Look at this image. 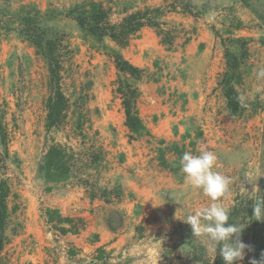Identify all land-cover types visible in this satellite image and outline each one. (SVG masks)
I'll return each mask as SVG.
<instances>
[{
	"label": "rangeland",
	"instance_id": "obj_1",
	"mask_svg": "<svg viewBox=\"0 0 264 264\" xmlns=\"http://www.w3.org/2000/svg\"><path fill=\"white\" fill-rule=\"evenodd\" d=\"M86 1L0 0V112L7 152L3 153L0 142V179L10 188L9 207L16 205L9 213V239L0 262L39 264L29 257L40 256L43 264H215L206 238L192 236L190 225L182 220L211 201L186 183L180 153L198 154L206 146L217 155V169L232 179L221 198L226 207L237 203L247 210L253 203L250 197L264 196V91H257L264 89V80L255 76L257 67L264 66V0H94L110 9L112 23L137 9L161 7L163 11L158 19L162 32L149 27L153 38L141 54L147 65L134 64L143 69L134 84L139 91L136 107L149 132L150 126L161 123L169 134L159 138L150 132L131 140L123 124L121 97L115 92L118 73L110 50H118L126 59L122 49L132 39L129 52L136 55L134 42L140 36L134 34L123 48L109 39L101 46L83 41L66 10ZM172 2L176 8L168 10ZM182 4L188 11H182ZM24 6L41 13L54 11L56 17L45 23L63 36L68 48L60 85L70 107L59 129L44 128L48 72L42 57L18 31L17 14ZM165 32L172 36L168 43L162 42ZM237 37L246 41L237 87L246 106L231 116L218 79L225 69L224 48L236 50L229 40ZM191 44L194 51L185 56L184 48ZM162 82L194 92L178 93L167 87L166 93ZM78 113L83 116L80 131L74 125ZM52 142L70 148L76 158L70 177L55 184L38 172ZM92 157L96 162L90 161ZM81 178L94 184L96 197L89 198ZM102 188L113 190L108 201L100 196ZM77 189L83 190L78 196L83 206L65 215L73 219L77 231L61 234L45 221L44 209H56L47 206L52 196ZM124 199L137 200L133 212L121 207ZM82 213L86 214L78 215ZM100 223L110 232L103 245L94 247L95 232L89 228ZM81 232L87 235L74 244L71 236ZM96 234L95 241L101 240L100 231ZM116 239L119 244L109 247ZM241 239L251 250L245 249L239 264L259 261L264 230L255 236L248 232Z\"/></svg>",
	"mask_w": 264,
	"mask_h": 264
},
{
	"label": "trees",
	"instance_id": "obj_2",
	"mask_svg": "<svg viewBox=\"0 0 264 264\" xmlns=\"http://www.w3.org/2000/svg\"><path fill=\"white\" fill-rule=\"evenodd\" d=\"M168 10L176 8L172 2ZM182 11H188L187 5L182 4ZM163 14L161 7L137 9L126 13L119 22L112 23L109 20L110 9L103 6L101 2L89 0L79 4H74L66 10V15L72 18L82 36L83 41L89 42L92 46L103 44L104 39H109L118 48H123L128 44L129 39L136 34L142 27H154L162 32L159 17ZM56 13L48 10L44 13L36 9H27L25 6L20 9L18 17V31L35 49L36 55L44 60L47 72L48 95L45 99L44 128L46 131L59 129L67 119L70 103L68 97L62 91L60 85L61 71L63 69L64 55L67 53V45L63 42V36L46 25V20H53ZM162 42H170L172 36L165 32ZM235 44L236 50L224 48L225 69L220 74L218 86L225 99V106L231 116H235L242 110L243 106L238 102L240 96L238 85L242 80L241 64L247 55L246 41L242 38H231L229 40ZM116 71L118 73L117 86L115 92L121 97V105L124 113L123 124L128 130V138L135 139L142 135H149L150 132L141 119L136 107V100L139 95L135 82L139 81L143 74V69L133 65L126 60L118 50H110ZM81 113L76 115L74 122L75 128L80 131L83 124ZM6 129L3 123V112H0V142L5 149ZM162 142V141H160ZM177 151V146H175ZM182 154L180 153V157ZM162 158V156L160 157ZM97 158L92 157L91 162H96ZM75 154L73 151L60 143L52 142L46 149L38 166V172L42 174L47 183L55 184L69 178L75 165ZM163 164V160H161ZM82 185L86 189L89 198L96 197L94 184L91 185L89 178H81ZM89 183L90 188L87 186ZM46 190H51V186H46ZM89 189V190H87ZM88 191V192H87ZM113 190L102 188L101 197L108 201L107 195ZM109 192V193H108ZM10 188L5 179H0V254L8 242L6 233L9 213L16 209V205L9 207L8 198ZM253 204V203H252ZM229 223L247 219L241 237L248 232L252 235L263 232L264 221H257L252 218V205L247 210H241L239 204H234L230 209ZM45 221L53 223L61 234L77 231L75 222L69 216H62L57 209H44ZM67 225V226H65ZM0 264H5L1 263ZM215 264H224L219 250L217 251Z\"/></svg>",
	"mask_w": 264,
	"mask_h": 264
},
{
	"label": "clouds",
	"instance_id": "obj_3",
	"mask_svg": "<svg viewBox=\"0 0 264 264\" xmlns=\"http://www.w3.org/2000/svg\"><path fill=\"white\" fill-rule=\"evenodd\" d=\"M255 76L257 80H264V66L257 67ZM257 91L264 89L258 88ZM238 102L241 106H246L244 96H239ZM217 162V155L206 146L199 149L198 154L185 151L180 157V168L186 183L191 188L202 191L211 201L196 208L182 220L190 225L192 236L206 238L208 251L213 254V259L219 250L224 264H239L246 255L245 249L251 250V246L241 239L245 223H229L230 208L223 204L221 198L229 191L232 179L217 169ZM247 178L250 182V178ZM255 191L258 193L256 187ZM249 199L253 201L252 218L264 221V196ZM250 264H264V252L259 261L250 259Z\"/></svg>",
	"mask_w": 264,
	"mask_h": 264
},
{
	"label": "crops",
	"instance_id": "obj_4",
	"mask_svg": "<svg viewBox=\"0 0 264 264\" xmlns=\"http://www.w3.org/2000/svg\"><path fill=\"white\" fill-rule=\"evenodd\" d=\"M152 35H153V33L149 27H142L138 32H136L135 36H140L139 39H136L135 40L136 42H134V43H137L136 55L129 52V51H131V49H133V44H132L133 40L130 39L129 44L125 47L126 50H123L124 48L122 49L123 54H124V51H126V54H127L126 60H128L133 65L134 64L138 65V66H143V64L147 65L148 60H146V61L143 60L141 58V54L143 52V49L146 47V45L151 44L150 39L153 38ZM190 43H191V41H190ZM193 51H194L193 44L184 48L185 56H189L190 54H192ZM181 54H183V53H181ZM205 54H208V53L203 52V55H205ZM187 60H189V59H187ZM162 84H164V83L162 82L161 85ZM164 86L166 89V93L168 92L167 87H170V90H173L176 88L178 90V93L180 91L183 92L185 90L186 91L188 90V93L194 92L193 89L191 91H189L188 87H183V86L179 87L178 84L176 87H174L173 83H170V82L167 84H164ZM156 87L157 86L155 85V88ZM150 88H152V85H150L149 88L146 87V91L150 90ZM199 92L201 93V89ZM166 109L168 110L167 107H166ZM147 126L149 128V125H147ZM150 129H152L150 132L159 138L160 137H168L169 132L164 129V127L161 125V123H158L156 125V127H154V128L152 126H150ZM82 193H83V190L77 189L75 192L72 191L70 193L65 194L64 196H61V197L52 196L51 199H49L47 201V206L51 207V208L58 209L59 212L64 216L65 215L71 216L72 213L76 211V209H80V207L83 206V203H82L83 201L81 199H79V197H78L79 195H82ZM98 203H101V201H99ZM135 203H137V200L129 201L128 199H124L123 205H121V207L125 208L126 213H131L134 210ZM85 214L86 213H82V214H78V215H85ZM89 229H91V231L95 232V233H92V236H94V243H95L94 247H98V246L103 245L104 241H105V237H107V232L110 229L108 230L106 228V226L104 224H101V223L97 225V228L90 227ZM88 231H89L88 228H86V232H88ZM99 231L101 233L102 239L95 241V239L97 238L96 233H98ZM86 232L84 234H82V232H81L79 235H72L71 239L74 240V244L80 243L83 235H87ZM111 235H115V233H112ZM119 241H120V239H116V240L112 241L111 243H109V247L117 246L119 244ZM29 259H31V261H33V262H38L39 264H43V260L40 258V256L29 257ZM35 259H38V260L35 261ZM46 264H48V262H46ZM55 264H59V263H55Z\"/></svg>",
	"mask_w": 264,
	"mask_h": 264
}]
</instances>
